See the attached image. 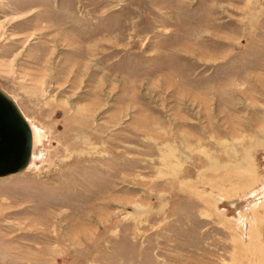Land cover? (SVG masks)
<instances>
[{
	"label": "rangeland",
	"instance_id": "374dc122",
	"mask_svg": "<svg viewBox=\"0 0 264 264\" xmlns=\"http://www.w3.org/2000/svg\"><path fill=\"white\" fill-rule=\"evenodd\" d=\"M0 87V264H264V0H0Z\"/></svg>",
	"mask_w": 264,
	"mask_h": 264
},
{
	"label": "water",
	"instance_id": "95a60500",
	"mask_svg": "<svg viewBox=\"0 0 264 264\" xmlns=\"http://www.w3.org/2000/svg\"><path fill=\"white\" fill-rule=\"evenodd\" d=\"M31 154L30 124L16 101L0 87V176L23 170Z\"/></svg>",
	"mask_w": 264,
	"mask_h": 264
},
{
	"label": "bare ground",
	"instance_id": "6f19581e",
	"mask_svg": "<svg viewBox=\"0 0 264 264\" xmlns=\"http://www.w3.org/2000/svg\"><path fill=\"white\" fill-rule=\"evenodd\" d=\"M28 121V120H27ZM30 128H31V125H30ZM31 132H32V140H33V131H32V128H31ZM32 157V155H31ZM31 160V159H30Z\"/></svg>",
	"mask_w": 264,
	"mask_h": 264
}]
</instances>
